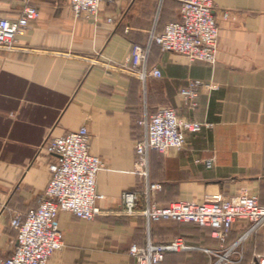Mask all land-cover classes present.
Segmentation results:
<instances>
[{
  "label": "crops",
  "instance_id": "1",
  "mask_svg": "<svg viewBox=\"0 0 264 264\" xmlns=\"http://www.w3.org/2000/svg\"><path fill=\"white\" fill-rule=\"evenodd\" d=\"M71 3L0 0L1 18L17 19L27 7L40 13L13 51L0 49V261L15 250V213L36 209L49 186L55 158L41 147L86 127L90 153L104 162L97 178L102 215L85 221L61 213L63 248L49 264H135L131 246L145 247L149 239L157 245L181 240L190 248L168 253L163 264H214L208 250L220 249L210 229L174 221L148 227L142 216L147 182L135 169L143 135L138 123L171 107L202 125L182 150L151 154L148 182L159 186L152 194L159 206L230 199L243 190L264 205V0H215L217 63H190L154 45L148 68L163 76L146 80L133 73L132 46H148L153 33L176 22L180 4L112 0L97 21L77 18ZM193 80L202 83L200 95L187 102L181 91ZM128 192L139 196L134 215L122 201ZM240 225L232 235L245 232ZM259 256L231 260L251 264Z\"/></svg>",
  "mask_w": 264,
  "mask_h": 264
},
{
  "label": "built area",
  "instance_id": "2",
  "mask_svg": "<svg viewBox=\"0 0 264 264\" xmlns=\"http://www.w3.org/2000/svg\"><path fill=\"white\" fill-rule=\"evenodd\" d=\"M112 0H72L71 7L77 16H86L98 21L101 7ZM163 1V0H162ZM180 4V17L168 24L162 33H153L148 46L133 45L129 63L133 73L146 80L149 76L162 78L156 68L149 70L148 63L152 46L163 53L185 57L190 63L203 62L214 66L217 63L220 41V26L216 15L215 0H175ZM40 16L36 7H27L17 19L0 17V49L13 51L19 37L31 28ZM222 18L229 20L230 13L223 12ZM113 23V19L108 20ZM202 83L190 81L181 95L187 102H194L200 95ZM138 125L143 135L136 143V172L146 181V207L141 211L148 227L160 221L194 224L210 229L212 236L225 243L236 224L245 223L250 232L264 227V205L258 196L243 190L235 198L208 200L204 203L178 201L169 206H159L152 194L159 189L149 185L150 158L156 152L165 154L169 150H182L189 134L202 130V125L180 118L171 107L160 108L155 114L147 115ZM91 135L86 127L60 138L48 139L41 151L55 158L50 166L49 186L39 206L27 216L15 213L11 227L16 232L15 250L11 257L0 264H49L53 256L63 248L60 229L61 213H70L85 221L95 220L102 215L98 206L104 196L97 192V178L104 169L101 158L90 153ZM125 210L134 215L139 206V196L128 192L122 198ZM181 240L157 245L150 239L147 246H131L129 256L135 264H163L171 252L187 251ZM214 264H234L229 252L209 251ZM251 264H264V256L257 257Z\"/></svg>",
  "mask_w": 264,
  "mask_h": 264
},
{
  "label": "rangeland",
  "instance_id": "3",
  "mask_svg": "<svg viewBox=\"0 0 264 264\" xmlns=\"http://www.w3.org/2000/svg\"><path fill=\"white\" fill-rule=\"evenodd\" d=\"M244 224L240 226L246 229L245 232L241 231L242 234L240 235L231 234L225 243L217 241V249H220L223 253L229 252L231 256L244 257L245 260L252 258L254 254L264 255V227L256 232L249 233L251 227ZM203 248L207 247L203 246Z\"/></svg>",
  "mask_w": 264,
  "mask_h": 264
}]
</instances>
